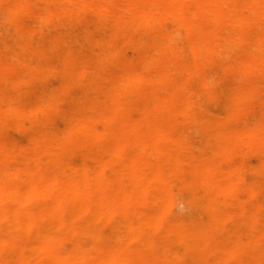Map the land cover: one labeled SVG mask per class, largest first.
<instances>
[{"label":"bare ground","instance_id":"1","mask_svg":"<svg viewBox=\"0 0 264 264\" xmlns=\"http://www.w3.org/2000/svg\"><path fill=\"white\" fill-rule=\"evenodd\" d=\"M185 1L195 4L186 7ZM86 11L92 12L97 30L108 32V38L99 42L107 53L79 57L53 51L54 63L40 66L46 53L28 40L40 44L41 32L65 23L61 16L83 23ZM22 16L30 21L24 22ZM163 18L172 21L168 24ZM263 18L264 0H0V82L18 86L19 79L8 72L25 71L28 92L37 85V73L62 74V85L53 97L45 86H40V93L57 100L70 95L73 82L82 85L90 91L82 103L93 122L85 124L77 112L55 104L21 109L0 86V130L24 110L61 112L70 122L57 130V136L87 130L98 143H113L122 159L114 166L99 156L91 158L92 166L86 159L77 164L66 158L62 165L52 164L56 173L48 178L37 159L8 167L14 155L4 150L0 264H32V257L34 264H171L167 254L180 262L223 264L239 257L240 252L224 247L212 230H226L245 245L237 232L226 227L241 202L235 199L236 205L227 211L224 207L237 192L264 194V159L253 170L236 161L240 154L264 156V110L251 121L242 118L252 111L245 106L247 100L263 97L264 102V83H248L254 75L264 78V28L256 35L253 25ZM131 23L141 31L127 34ZM2 25L10 26L11 33ZM19 36L28 40L17 42ZM114 40L122 43L115 46ZM120 53L140 56L142 61L138 65L129 59L127 68L101 81L99 66ZM16 55L18 60L9 59ZM139 66L159 67L153 78L168 86V102L161 101L158 89H145L148 77ZM179 72L183 77L176 79ZM122 100L125 103H111ZM131 107L138 110L135 119L127 113ZM156 114H169L173 129L155 120ZM219 115L223 121H218ZM19 127L26 125L20 122ZM51 132V126L41 127L38 135L45 147H21L20 154L60 158L76 151L72 145L59 144ZM216 156L225 162L214 163ZM247 177L260 183L247 184ZM38 199L47 202L38 205ZM178 202L186 207L197 204L200 210L190 218L170 220ZM242 211L251 217V211ZM254 228L257 237L250 244L259 252L264 230ZM131 241L138 246L130 249ZM65 242L70 247L61 250ZM5 250L18 257L4 256ZM260 262L262 258L255 255L254 264Z\"/></svg>","mask_w":264,"mask_h":264},{"label":"rangeland","instance_id":"2","mask_svg":"<svg viewBox=\"0 0 264 264\" xmlns=\"http://www.w3.org/2000/svg\"><path fill=\"white\" fill-rule=\"evenodd\" d=\"M40 4L43 3L41 2ZM194 4L195 1H185L183 3V5L186 7H193ZM248 9L257 12L259 11V8L257 7H249ZM61 17L60 19L65 21V23L62 25H60L59 23H55L48 31L41 32L40 44L36 43L35 41H29L24 37L19 36L16 38L17 42L22 41V43H25L28 40V42L36 46L40 51L46 53V55L39 60L40 66L47 68L48 66L54 63L55 58L52 54L53 51H60L62 53H68L79 57L85 55H93L95 53H101L103 55L107 53V48L100 47L99 42H103L108 38V32L106 30L99 31L96 29V22L92 18L91 11H86L84 13L83 17L85 18V21L80 24L74 22V20L72 19L67 20L66 17H62V18ZM22 20L24 22L30 21V19L26 16H22ZM162 20L163 22L168 24H170L172 21L170 18H163ZM102 24L106 25L108 23L106 20H103ZM253 25H254V34L257 35L258 31L264 28V18L259 21H254ZM2 28L6 29L8 34L11 33L12 29L10 26L2 25ZM140 31L141 29L134 23L129 24L125 28V32L129 35L137 34ZM121 43H122L121 40H114L112 44L118 46ZM143 49L147 50V45H144ZM18 56L20 55H16V57L13 58L11 57L9 59L16 61L18 60L17 59ZM129 59L136 60L138 62V65H140L142 61L141 60L142 58L140 56L135 57L134 55H130V54L125 55L123 53L117 54L112 58L110 63L107 64L102 63L99 66L98 70L102 76L100 80L102 81L103 78L112 77L120 70L127 68L126 63L128 62ZM74 63L76 64L77 62H71V65L76 66ZM158 68L159 67L152 69H141V66H139L138 69H140V72L142 74L148 77L145 85V89L146 90L158 89L159 90L158 92H160L161 101L168 102L167 99L168 86H166V84L164 85L158 84V82L155 81L153 78L155 73L158 71ZM0 71L3 72V70ZM8 73L12 78L19 79L20 84L14 87L12 86V84L6 81H2L0 82L1 91L7 96L12 97L14 100H18V103H20V105L22 106L21 109H23L25 106H30L32 104L34 105L42 104L45 106H50L55 104V105L63 106L65 109H68L70 111L77 112L79 118L85 124L91 125L93 123L92 120H90L87 117L86 114L87 108L82 103L83 98L86 99L88 97L90 98V91L85 89L82 85L73 82L71 84L72 90L69 96L59 98L57 100H53L51 98L53 97L52 94H55L57 89H59L62 85V79H63L62 74L58 73L52 76H48L46 72L37 73L36 74L37 85L28 88L29 91L27 92L26 91L27 85L23 83L24 82L23 80L25 79L26 76L25 71L14 70ZM182 77L183 74L181 72L175 74L176 79H181ZM248 80H249L248 83H252L254 85H261L264 83V78L258 75L251 76L250 78H248ZM40 86L48 87L52 96L49 98H44L40 93L39 90ZM180 92L181 94H186L185 90H181ZM119 102L123 103L124 100L111 101V103L114 105L119 104ZM245 103H246L245 106L248 109H251L252 111H247L242 114L243 115L242 118L244 121H251L256 117L258 118L260 113L264 110L263 97L252 98L247 100ZM127 113L132 119L138 117V110L134 107L129 108L127 110ZM154 118L157 121L164 122L166 128L170 130L173 129V127L170 125L171 116L169 114H165L163 117H160L158 116V114H156ZM223 120H224L223 115H219L218 121H223ZM20 122H23L26 125V127L20 128L19 127ZM69 122H70L69 119L61 112H57V113L46 112L43 114H38L36 111L34 112H30L29 110L22 111L19 117H15L14 120H11L7 129L0 130V143L2 142L4 143V147L0 146V166L4 164L2 162V156L4 154V150H9L14 155V158L6 164L8 167L13 168L18 164L27 165L32 160L37 159L42 163L43 173L48 178L53 177L56 173L54 167H52V164L58 162L59 164L62 165V163H64L66 158H72L73 162L77 164L82 163L83 160L86 159L92 166L95 165L92 159L99 156H103L105 159L110 161V164L114 166H118L120 162H122V159L116 156L115 154L113 143L111 142H106V143L104 142L105 144H103V142L102 144L98 143L93 136L87 134V130L76 132L70 137L57 136L56 135L57 130L62 125L69 124ZM255 125L257 128H261L260 124L256 123ZM47 126H51L52 129L51 133L59 138L57 139L59 144L69 148L73 146V149H76V151H74V153L71 155L70 153H66V155L60 158H55V156L47 153H41L37 157L34 156L33 153L31 152L26 155H21L20 154L21 147H28V148L45 147L46 144L39 137L38 131L41 127L43 128ZM76 143H78L80 147L77 148ZM263 159L264 156L260 154H240L236 157V161L245 165L249 170H253L252 168L258 166V164H260ZM213 162L216 164H223L225 162V159L221 156H216L214 157ZM245 182L247 184L260 183V181L258 180H251L250 177H247ZM262 184L264 185V182ZM235 199H239V201L241 202V206H238L239 208L235 207L239 209V212L228 220L226 227L228 229L229 228L233 229L235 232H237L240 235V237L243 238L246 244L239 245L236 242V240L227 233L226 230L225 231L212 230V232L218 235L219 241L224 247L234 248L240 252L239 257L233 260L226 261L223 264H254L255 255H258L262 258V262L256 264H264V233L262 234L261 237L262 250L258 252L254 250L253 246L250 244V242L255 240L257 237V229L254 228V226L262 227V229L264 230V194L260 196H249L243 192H237L235 193L233 199L227 200L228 205L224 207V211H227V209L230 208H234L233 206L236 201ZM46 202L47 201L45 199L36 200V203L38 205L45 204ZM199 210L200 209L197 204L192 203L186 207L183 203L178 202V205L174 209L173 214L170 217V220L179 221L182 219L190 218L192 216H195L199 212ZM242 210L251 211L252 214L251 217L248 215H244ZM21 236H23L22 233ZM163 240L164 237L161 236L160 242H162ZM137 246L138 243L136 241H131L128 243V247L130 249H134ZM69 247H70L69 242H65L61 245L60 249L61 250L67 249ZM3 255L4 256L12 255V257H18L16 253H11V251L8 250H5L3 252ZM166 256H168L167 258H169V260L172 262L171 264H201V262L198 261L197 259H193L194 261L192 260L189 262L187 261L180 262L176 260L171 254H167ZM35 261H36L35 258L32 257V264H34Z\"/></svg>","mask_w":264,"mask_h":264}]
</instances>
